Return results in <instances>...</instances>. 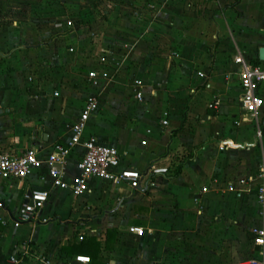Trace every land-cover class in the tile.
I'll return each mask as SVG.
<instances>
[{
  "label": "crops",
  "instance_id": "1",
  "mask_svg": "<svg viewBox=\"0 0 264 264\" xmlns=\"http://www.w3.org/2000/svg\"><path fill=\"white\" fill-rule=\"evenodd\" d=\"M94 1L74 0L70 15L52 22L51 10L22 12L23 0H0V151L33 149L44 159L69 141L85 99L95 95L97 111L65 180L77 176L82 142L95 137L118 151V171H135L140 181L90 179L75 197L52 188L45 167L23 180L0 176V264L22 242L53 262L87 257L79 245L90 238L101 245V264L262 259L252 229L263 225L255 176L264 83L252 119L241 108L234 59L264 64V0ZM91 71L98 87L84 79ZM29 190L49 198L34 220L18 224ZM108 231L116 232L111 249Z\"/></svg>",
  "mask_w": 264,
  "mask_h": 264
},
{
  "label": "built area",
  "instance_id": "2",
  "mask_svg": "<svg viewBox=\"0 0 264 264\" xmlns=\"http://www.w3.org/2000/svg\"><path fill=\"white\" fill-rule=\"evenodd\" d=\"M67 24L71 26L70 22ZM234 62L241 68L238 73L241 87V108L252 119H257L259 110L263 105L259 88L264 83V64L250 65L241 56L235 57ZM99 78L100 75L97 72L91 71L87 73L84 79L90 86L98 87ZM137 98L141 99V96L137 95ZM97 107L98 100L96 96L89 95L83 103V108L72 129L69 141L66 144H55L44 159L40 158L38 152L33 149H28L18 156L0 151V176L23 180L36 170L45 167L48 176L51 178L52 188L67 190L75 197H80L87 191L90 179L111 184L125 182L132 187H136L141 178L140 174L128 170L118 171L120 167L118 151L114 147L98 141L95 137H89L82 142L84 154L76 164L77 176L70 183L65 180V167L68 158L74 147L81 143L87 121L97 111ZM163 124L166 125L167 122L164 121ZM257 137L261 138L260 130H257ZM255 179L259 182L256 193L263 225L258 229H252L254 235L253 245L261 249L260 256L262 259L253 260L249 264H264V151L262 152V164ZM48 198V191H27L24 196L25 202L18 211V224L29 223L34 220L46 205ZM134 232L141 233V230L134 229ZM8 262L9 264H88L90 261L88 257L76 256L71 261L53 262L49 257L38 253L30 243L22 242L15 246L14 254L9 257Z\"/></svg>",
  "mask_w": 264,
  "mask_h": 264
},
{
  "label": "rangeland",
  "instance_id": "3",
  "mask_svg": "<svg viewBox=\"0 0 264 264\" xmlns=\"http://www.w3.org/2000/svg\"><path fill=\"white\" fill-rule=\"evenodd\" d=\"M74 0H23L21 4V11H33L34 13L42 14L44 11H52L55 19L52 22L66 17L71 13V3ZM77 1V0H76ZM100 0H95L94 3H98ZM70 5V6H69ZM149 6L152 8L151 4ZM153 9V8H152ZM156 13V10H155ZM51 22V21H44ZM253 261V259H248L247 261Z\"/></svg>",
  "mask_w": 264,
  "mask_h": 264
},
{
  "label": "trees",
  "instance_id": "4",
  "mask_svg": "<svg viewBox=\"0 0 264 264\" xmlns=\"http://www.w3.org/2000/svg\"><path fill=\"white\" fill-rule=\"evenodd\" d=\"M194 157V152L188 156V159L187 161H191ZM186 161V162H187ZM182 163V165L178 166L175 171L169 176V178H177L180 174H181V169H182V166L185 165V163ZM115 236H116V232L115 231H108L106 233V240H107V243H106V248L108 249H111L112 248V244L115 240ZM80 249L83 250V254H85L88 258H89V261H90V264H101L99 262V254H100V250H101V245L99 242H97L94 238H90V239H87L85 240L84 242H82L80 245H79ZM76 248V247H75ZM67 250V248H66ZM70 253V252H68Z\"/></svg>",
  "mask_w": 264,
  "mask_h": 264
},
{
  "label": "water",
  "instance_id": "5",
  "mask_svg": "<svg viewBox=\"0 0 264 264\" xmlns=\"http://www.w3.org/2000/svg\"><path fill=\"white\" fill-rule=\"evenodd\" d=\"M259 60H260L261 62H264V48H261V49L259 50Z\"/></svg>",
  "mask_w": 264,
  "mask_h": 264
}]
</instances>
